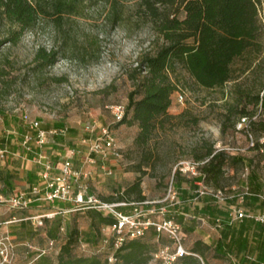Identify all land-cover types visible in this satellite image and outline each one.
<instances>
[{"label":"trees","instance_id":"16d2710c","mask_svg":"<svg viewBox=\"0 0 264 264\" xmlns=\"http://www.w3.org/2000/svg\"><path fill=\"white\" fill-rule=\"evenodd\" d=\"M88 1L91 0H0V20L6 25L7 42L16 43L26 30L34 28L40 20H49L55 28L60 29L64 17L79 14ZM97 1L109 4V16L115 25L135 16L136 22L149 25L153 36V48L140 55L138 66L132 74L134 89L129 94L124 117L120 120L121 123L138 124V144H147L167 122L185 117V111L177 116L169 113L178 84L183 82L181 80H185L184 85L189 84L186 75H181L182 73L205 89L222 88L227 83L234 82L237 96L228 111L232 113L237 110L238 121L243 117L241 115L252 118L257 107H260V114L264 113V93H261L264 90V0H129L131 5L129 4L128 10H124L122 0ZM58 54L54 49L39 48L35 56L37 67L53 65ZM238 61L241 62L240 65ZM139 93L141 97L137 98ZM250 104L253 109L248 108ZM0 116L3 123L8 125V121L3 120L5 113L1 108ZM191 120L198 122L197 117ZM55 127L65 125L57 122ZM247 128L255 140V145L251 148L259 149L264 146L259 142L264 137V122L252 120ZM19 129L22 141L26 127ZM67 130L77 132L75 128ZM12 134L0 136V148L8 147L19 151L22 156L26 155L21 141L20 148L15 146L18 143L14 142ZM61 137L54 136L44 147L49 144L54 146ZM67 152L68 149L64 153L50 155L55 163H60ZM192 156L193 161L199 163L201 174L190 178L189 187L184 186V179L177 175V182L173 183L177 191L175 200L144 204L149 199L139 195L138 200H130L124 191L118 192L119 194L114 192L111 196L97 194L105 201L135 203L118 207L125 214L140 207L154 209L153 214L162 216L160 220L174 219L182 227L183 242L184 233L197 231L200 222L207 220L220 229V236L213 248L216 256L228 260L225 264H264V224L249 218L232 221L230 206L220 205L212 196H198L195 192L198 187L196 181L205 180L217 185L230 158L233 162L247 161L250 165L254 159L230 156L224 149H216L213 143L207 141L194 146ZM17 160L11 157L3 166L0 165V195L6 198L14 193L15 187L12 176L14 172L10 173L7 166L15 165ZM35 165L38 174L35 177L31 172L27 177L31 185H37L41 181L40 166ZM177 172L181 174L179 170ZM247 186L250 194L245 198V205L251 211L264 213V185L254 172L250 174ZM130 189H139V180ZM235 200L236 197L229 199L230 203ZM31 205L47 210L70 206L64 201L52 203L42 200ZM163 207L165 211L161 212ZM85 212L90 219L86 230L72 222L70 213L59 214L52 219L45 218L42 228L28 218L33 215H20L19 222H11L5 228L18 232L14 238L18 243L16 251L35 254L30 262L34 261V264H152L154 253L162 246L172 244L166 233L150 227L147 234L152 239L157 242L164 239L166 241L154 251L151 243L142 240L143 237H127L115 249L117 235H112L109 243L104 246L103 240L107 235L103 229L116 223V218L95 209H87ZM153 214L150 215L151 218L157 220ZM48 222L50 224L47 228ZM61 226L65 227L64 231H61ZM47 239V245L39 250L30 246L35 240L42 242ZM59 239L62 242L57 257L55 261L47 263L56 248L50 249L49 241ZM211 245L199 239L188 249L190 254L179 257L173 264H209L205 251ZM14 247L16 245L12 249ZM254 252L256 256L252 258ZM111 254L115 256L113 262L109 261ZM195 254L201 256L204 263ZM231 256L237 259V263H233Z\"/></svg>","mask_w":264,"mask_h":264},{"label":"rangeland","instance_id":"374dc122","mask_svg":"<svg viewBox=\"0 0 264 264\" xmlns=\"http://www.w3.org/2000/svg\"><path fill=\"white\" fill-rule=\"evenodd\" d=\"M122 1L124 10H128L131 2ZM109 12L108 3L91 0L85 2L79 14L65 16L60 29L49 20H40L34 28L26 30L16 43L7 42L6 25L0 20V108L5 113L3 120L9 123L7 125L0 120V136L13 131L14 142L18 143L15 146L20 148L19 128L25 123L36 119L43 127L51 129L57 122H63L67 128H75L77 132L67 130L54 146L49 144L44 147L47 153L56 155L73 147L83 148V138L94 137L99 129L109 125L121 149V156L100 160L94 166L83 165L84 169L93 171L88 177L91 189L103 196L124 191L130 200L136 201L142 195L151 201L161 202L167 197L168 188L177 182V175L184 179V186H190L189 172L180 168L187 167L194 160L193 147L206 141L213 143L216 149H224L230 156L254 159L250 165L247 161L233 162L230 158L219 183H209L212 188H221L228 194L240 193L252 172L257 173L264 183V153L249 147L250 129H238L237 110L228 111L237 96L232 81L222 88L205 89L182 73L189 84L184 85L185 80L178 84L169 113L177 116L185 111L186 115L183 119L167 122L147 144L136 142L139 133L137 123L116 120L114 106L121 105L125 112L129 94L134 89L132 74L138 66V59L143 52L153 48L154 42L147 23L136 22L133 16L115 25ZM39 48L56 50L59 53L56 62L51 66L37 67L35 56ZM240 63L238 61V65ZM179 94H183V102L178 101ZM136 97H141V94ZM248 108L253 109V105H248ZM254 116L255 121L264 122L260 107L255 109ZM194 117L198 118L197 123L192 122ZM87 126L95 128L94 134L88 132ZM18 173L14 170L13 181L28 180L26 174L20 177ZM138 180L139 189H130ZM30 206L19 209L0 202V222L2 217L11 215L14 210L18 209L20 214L27 213L25 210ZM227 206L233 210L243 204L235 200L227 202ZM85 211L70 212L72 222L80 228L88 227L90 221ZM153 215L157 220L162 217ZM5 226L0 223V264H34V261L30 262L35 254L13 249L4 259L1 250L11 242L7 239ZM219 235L218 227L202 220L197 231L184 233L183 237L187 249H191L199 239L212 244L205 251L208 263L224 264L228 260L216 256L213 248ZM142 240L151 243L152 251L166 242L165 239L157 242L149 233ZM44 243L40 242V246ZM52 254L47 263L55 261L57 253Z\"/></svg>","mask_w":264,"mask_h":264},{"label":"built area","instance_id":"2783aa9c","mask_svg":"<svg viewBox=\"0 0 264 264\" xmlns=\"http://www.w3.org/2000/svg\"><path fill=\"white\" fill-rule=\"evenodd\" d=\"M178 101L183 102V94L178 95ZM116 120L120 121L124 117V108L121 105L114 106L113 110ZM256 116L250 118L243 116L238 121V129L248 127ZM0 120H2L0 118ZM26 131L22 134L21 145L26 152L22 156L19 151H14L8 147L0 148V160L7 161L9 158L22 157L23 159L31 160L33 163L40 166L41 181L37 185H30L28 189L20 190L12 193L8 198L0 195V202H6L13 208H26L29 204L35 201H64L70 204L69 207L54 209L30 216L33 224L43 227L44 219H52L56 215L66 214L79 210L95 209L105 214L113 215L117 222L113 225L105 227L103 230L111 232L106 234L103 240V245L109 243L110 236L117 235L115 241V249L120 247L127 237H144L150 227H155L158 232L166 233L172 240V244L162 246L156 251L152 257V264H173L179 257L190 254L186 248L182 238V227L174 219L155 220L151 218L155 210L143 209L135 207L133 212L125 214L118 209L120 206L129 204L125 201H105L100 196L91 190L88 183V177L92 175V169H84V164L94 166L98 161H106L117 159L121 156V149L117 144L116 137L109 125L99 129L94 137L83 138V148H70L67 154L63 157L60 163H55L53 158L44 149V145L50 142L54 136H63L67 132V127H53L51 129L42 128L40 120H32L25 123ZM94 127L87 126L89 133L94 134ZM35 131V133H34ZM249 146L255 145V140L250 134ZM263 142V140H262ZM80 161L82 164H80ZM198 162H190L187 167H181L180 170L189 172V177L199 176L201 173L198 169ZM111 172V171H109ZM196 193L198 196L210 195L220 205H226L229 199L237 198L239 203H243L247 195H249L248 186H244L242 191L237 194H228L221 188H212L208 182L201 180L197 182ZM177 198V191L173 185L168 188V195L161 202L172 201ZM196 199V198H194ZM155 201L146 200L144 204L154 203ZM162 208L161 212H164ZM230 215L232 221L248 217L256 222L264 224V213L247 210L244 208H234ZM65 227L61 226V231ZM7 239L9 237L7 236ZM56 247V241H49V248ZM10 248V249H9ZM12 251V245L6 246L1 250V254L6 260L9 256V251ZM46 250L43 252L45 253ZM115 260L114 254L109 256V261Z\"/></svg>","mask_w":264,"mask_h":264},{"label":"crops","instance_id":"0c3cea01","mask_svg":"<svg viewBox=\"0 0 264 264\" xmlns=\"http://www.w3.org/2000/svg\"><path fill=\"white\" fill-rule=\"evenodd\" d=\"M10 132V131H9ZM10 133H13V131H11ZM262 140H263V142H262ZM259 142L261 143V144H264V137H261L260 139H259ZM250 147V146H249ZM251 148V147H250ZM253 151H255V152H260V153H264V146H260V148L258 149V148H254L253 149ZM250 158V157H249ZM17 159H19V160H17ZM16 160H17V162H16V164L15 165H8L7 166V170L11 173V172H14V170H18V174H19V176L20 177H23L24 176V174H26V177H28V175H29V173H33V175L36 177V174H38V171H37V167H36V165H35V163H33L31 160H28V159H23L22 157H16ZM8 161V160H7ZM5 162L6 161H1L0 160V165H4L5 164ZM26 162H30V164H26ZM18 164H21V165H19L18 166ZM14 169V170H13ZM255 173V172H254ZM256 175H257V173H255ZM260 179V178H259ZM261 181V180H260ZM197 182L198 181H196L195 183L197 184ZM262 182V181H261ZM248 184V183H247ZM262 184L264 185V183L262 182ZM14 185H15V187H14V192H17V191H20V190H25V189H28L29 187H30V185H31V183H29L28 182V180L27 181H14ZM192 201V200H191ZM243 204V206H239V208L241 207V208H244V209H247V210H250V208L249 207H247L246 205H245V202H243L242 203ZM224 206V205H223ZM225 206H227V204L225 205ZM235 208V207H234ZM233 208V209H234ZM10 210V209H9ZM18 210V209H17ZM17 210H14V211H12V213H11V215H8V216H5L4 218L2 217L1 218V224H9V223H11V222H19L20 220H21V218H20V215H27V216H29V215H37V214H40V213H44V212H47V211H50V210H47V209H43V208H41V207H38V206H33V205H31L30 206V208L29 209H27V210H25L27 213H22V214H20V213H18V211ZM1 211H3L2 212V214H4L5 215V211L3 210V209H1ZM232 211V210H231ZM230 211V212H231ZM27 216H26V218H27ZM244 218H248V217H244ZM250 219V218H249ZM240 220V219H239ZM42 228V227H41ZM88 227L86 226H84V227H82V229H87ZM6 232H7V236L9 237V239L11 240V245H12V248H13V246H15L16 245V248L14 247V249H13V251L14 250H16L17 249V241H15L14 240V238H16V236H17V234H18V232H16V231H14V230H10V229H6ZM109 232V231H108ZM220 236V235H219ZM49 239V238H48ZM48 239L45 241V243H44V246H46L47 245V242H48ZM61 242H62V239H59V240H57L56 241V248H55V252L57 253L58 251H59V249H60V247H61ZM20 244V243H19ZM41 244H40V241H38V240H35L34 242H33V244H31L30 246H32L33 247V249H36V250H39L40 249V247H42V246H40ZM196 256H198L199 258H201L202 259V257L201 256H199V255H197V254H195ZM256 256V252H254L253 253V255L251 256L252 258H254ZM231 259H232V261H233V263H237V259L234 257V256H231ZM202 261H203V259H202ZM228 262V261H227ZM203 263H204V261H203ZM209 264H212V263H209ZM225 264V263H224Z\"/></svg>","mask_w":264,"mask_h":264}]
</instances>
